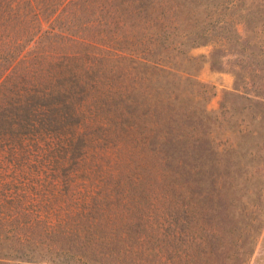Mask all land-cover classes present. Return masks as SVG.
<instances>
[{
    "label": "trees",
    "instance_id": "obj_1",
    "mask_svg": "<svg viewBox=\"0 0 264 264\" xmlns=\"http://www.w3.org/2000/svg\"><path fill=\"white\" fill-rule=\"evenodd\" d=\"M181 4L0 0V264H248L264 218L232 173L155 149Z\"/></svg>",
    "mask_w": 264,
    "mask_h": 264
},
{
    "label": "rangeland",
    "instance_id": "obj_2",
    "mask_svg": "<svg viewBox=\"0 0 264 264\" xmlns=\"http://www.w3.org/2000/svg\"><path fill=\"white\" fill-rule=\"evenodd\" d=\"M178 1L171 12L179 50L173 59L189 73L174 79L177 136L161 132L155 149L201 153L203 167L230 171L240 188L233 206L264 218V0ZM134 70L138 78L139 65ZM248 264H264V224Z\"/></svg>",
    "mask_w": 264,
    "mask_h": 264
}]
</instances>
